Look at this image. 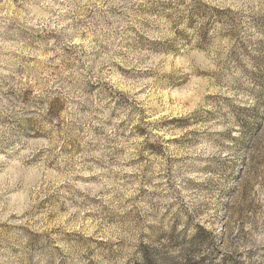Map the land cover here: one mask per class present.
Listing matches in <instances>:
<instances>
[{
	"label": "clouds",
	"instance_id": "clouds-1",
	"mask_svg": "<svg viewBox=\"0 0 264 264\" xmlns=\"http://www.w3.org/2000/svg\"><path fill=\"white\" fill-rule=\"evenodd\" d=\"M201 4L225 13L206 44ZM261 75L264 0H0V264H147L141 245L152 264H189L194 229L179 248L155 236L193 213L212 236L192 261L219 247L235 264H264V145L240 147L231 111L255 105ZM166 77L204 85L181 115L222 114L197 126L198 162L171 189L142 184L131 164L144 141L173 135L159 127ZM208 92L229 102L208 104Z\"/></svg>",
	"mask_w": 264,
	"mask_h": 264
},
{
	"label": "rangeland",
	"instance_id": "rangeland-1",
	"mask_svg": "<svg viewBox=\"0 0 264 264\" xmlns=\"http://www.w3.org/2000/svg\"><path fill=\"white\" fill-rule=\"evenodd\" d=\"M153 11H156L153 9ZM198 11L201 14L208 15L209 20L205 30L201 32V41L206 44L209 41V30L216 23L222 21L225 13L223 10L212 7L208 4H201L198 7ZM182 35V34H180ZM141 42L145 41L144 37L139 38ZM190 43V41H189ZM150 47L160 53L173 54L177 59L180 58V49L176 48L173 44L162 41H151L149 42ZM117 69L124 74L128 73L127 69L122 66L117 65ZM260 81L262 82V87H264V75H261ZM163 85L162 90L165 95L157 99V103L163 104L164 112H171L170 117H166L160 122L159 127L161 129H167L169 133L173 135H168L167 137L157 138L155 141L146 140L143 142L139 150V155L135 160L131 162L132 166H140L139 179L142 184L150 185L154 181L159 184L166 186L171 189L176 183L181 182V175L179 174L185 165L192 168L195 167L197 163L196 157H191L188 155L190 149L194 146H198L199 133L196 131L198 125L205 123L207 120L216 119L221 113H214L208 109H197L189 116L181 115L192 103L197 102V97L200 91L204 88L199 78H194L190 81L177 79L175 77L162 78L160 81ZM170 90V94H169ZM256 103L250 109L241 108L238 105H232L231 111L236 115L237 120L241 123L243 128V135L239 141L241 148L247 149L256 147L259 148L264 145V90L256 94ZM204 100L208 104L228 103L229 98L223 97L214 92H208L204 96ZM120 103H127V98L124 96L120 97L117 101ZM147 129L136 126L135 132L140 136H144ZM182 133L180 136L174 135V133ZM37 136L40 134L37 132ZM74 147V145H73ZM210 147V146H209ZM64 150V149H62ZM178 153V154H174ZM114 159V157H113ZM224 167V172L228 180L237 179L235 176V166L229 169L227 166ZM162 169V171H160ZM125 176L129 174L125 173ZM185 191L189 188H195L197 191L200 189L196 186L195 182L191 180H185ZM147 191V188L141 189V194ZM159 195V193H158ZM227 195L222 193L221 196ZM195 203V200H194ZM227 207V205H224ZM114 218L109 219V223L113 222ZM202 226L205 230L209 231L210 224L200 216L193 214L189 215L188 220L185 225H181L180 221L177 219L173 226L171 232L159 231L155 238L157 241H163L166 237L168 242L174 248H179L182 245L188 243L187 231L195 230L198 232L197 226ZM185 235L180 236L176 233L177 227H185ZM210 232V231H209ZM204 240L203 243L197 245L196 247H189V264H195L201 262L202 264H215L217 259L222 256L223 264H235L234 257L231 255L223 254V250L219 247L213 248L207 256H201L199 261H192L191 257L200 253L206 243L211 245L210 238L212 233H201L199 234ZM101 244L103 241L100 242ZM143 248V253H150L152 251L149 248L141 245ZM204 259L201 261V259Z\"/></svg>",
	"mask_w": 264,
	"mask_h": 264
},
{
	"label": "trees",
	"instance_id": "trees-1",
	"mask_svg": "<svg viewBox=\"0 0 264 264\" xmlns=\"http://www.w3.org/2000/svg\"><path fill=\"white\" fill-rule=\"evenodd\" d=\"M198 232H196L192 238H191V242H190V247H196L197 245L201 244L204 242V240L201 238V236L199 234L201 233H210L209 231L205 230L202 226L198 225L197 226ZM189 243V242H188ZM151 254L150 253H145L144 254V258L145 261L147 262V264H152V259H151ZM204 259L202 258L201 261H203ZM195 264H202L201 262H197Z\"/></svg>",
	"mask_w": 264,
	"mask_h": 264
}]
</instances>
